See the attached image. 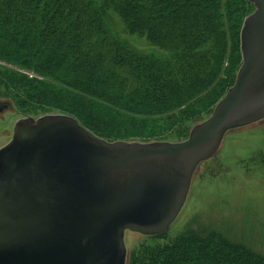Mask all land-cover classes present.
I'll list each match as a JSON object with an SVG mask.
<instances>
[{
    "label": "water",
    "instance_id": "water-1",
    "mask_svg": "<svg viewBox=\"0 0 264 264\" xmlns=\"http://www.w3.org/2000/svg\"><path fill=\"white\" fill-rule=\"evenodd\" d=\"M247 2L235 83L187 140L107 142L66 115L14 124L0 148V264H127L125 231L170 228L225 135L264 121V0Z\"/></svg>",
    "mask_w": 264,
    "mask_h": 264
},
{
    "label": "trees",
    "instance_id": "trees-1",
    "mask_svg": "<svg viewBox=\"0 0 264 264\" xmlns=\"http://www.w3.org/2000/svg\"><path fill=\"white\" fill-rule=\"evenodd\" d=\"M18 5L25 11L34 7L45 13L41 16V26L35 27V36L30 28L11 33L13 40L8 41L7 46L19 44L9 48L16 64L24 65L27 57L33 55L36 44L54 39L66 45L75 63L73 71L83 73L87 66L86 75L98 74L99 79L75 80L70 84L62 83L59 88L56 77L49 75L54 76L52 64L59 62L41 56L32 71L45 79L42 82L46 79L57 82L56 92L77 90L78 94L72 95L106 105L107 114L133 123L140 132L138 136L142 137L139 143L168 142L153 137L155 131L178 127L200 116L203 109H214L235 82L242 63L240 30L251 8L254 9L246 0H7L0 6V16L4 9L12 22L10 27L17 23L28 25V20H20L30 11L18 8L14 15L10 12V8ZM110 11L126 23L128 35L144 38L146 47L137 50L120 41L117 29L112 32L106 24ZM57 17H63L62 21L54 29H48L47 25L53 24ZM79 44L95 54L84 55L83 47L78 49ZM145 48L150 54L141 51ZM106 60L112 67L104 71ZM6 62L12 64L9 60ZM114 70L128 72L123 83L130 82L132 94L126 98L113 96L106 88L108 80L114 77ZM25 83L29 103L35 104L36 99L37 105L48 104L47 93L52 94L49 83ZM43 86L48 89L43 90ZM102 97L107 98L110 105L105 104ZM117 102L119 107H113ZM204 103L206 109L201 107ZM193 107L196 108L194 113ZM61 110L99 139L126 141L98 132L94 127L103 123L99 116L97 123L75 109ZM223 246L226 251L219 246L208 249L199 242L197 245L178 243L163 251L164 256L154 255L151 264H239L235 258L237 252L228 244Z\"/></svg>",
    "mask_w": 264,
    "mask_h": 264
},
{
    "label": "rangeland",
    "instance_id": "rangeland-1",
    "mask_svg": "<svg viewBox=\"0 0 264 264\" xmlns=\"http://www.w3.org/2000/svg\"><path fill=\"white\" fill-rule=\"evenodd\" d=\"M6 2L7 0H0V6ZM18 8L24 12L30 11L20 20H28V25L17 23L14 27H10L12 22L4 14V9H1L0 16V103L9 104L8 109L0 111V148L11 141L12 130L17 121L25 118L37 119L45 115L69 116L61 109H75L87 114L91 122L95 120L98 123L99 116L103 123L97 125L98 128H94L100 133L104 132L111 137L123 138L129 142L141 140L142 137L138 136L140 132L133 123L112 116V113L107 114L106 105L72 95H77V90L69 92L62 89L56 92L57 82L48 79L42 82L45 79L32 71L41 57H46L50 61L59 62L57 65L52 64L54 76L49 74L59 81V88H62V83L70 84L75 80L99 79L98 74L86 75L89 70L87 66L83 73L79 70L73 71L72 65L75 63L66 45L58 44L54 39L45 44H36L32 51L33 57H27L26 63L22 66L16 64V59L9 48L17 47L19 44L7 46L8 41L13 40L11 33L30 28L35 36V27L41 26V16L45 13L34 7L25 11L18 5L16 8H10L12 15ZM253 12L254 9L251 8V14ZM108 16L112 23L106 17V24L112 32H115L114 28L117 29L121 37H118L120 41L137 50L146 47L144 38L127 34L126 23L121 18L111 11ZM62 18L57 17L53 24L47 25L48 29L57 27ZM80 46L84 49V55L88 52L90 57L95 54V51H88L86 46L81 44L78 45V49ZM36 51L39 53L34 54ZM141 51L147 54L151 52L147 51V48ZM14 52L16 53V50ZM104 63V71L111 69L112 64H108L107 60ZM113 73L114 77L108 80L106 88L113 96L126 98L131 95L130 82L123 83L128 72L116 70ZM25 82L45 85L49 83L48 87L52 94L47 93L48 104L37 105L36 99L34 100L36 105L29 103L31 99L26 94L28 87ZM48 87L43 86L42 89L47 90ZM102 99L105 104L110 105L107 98L102 97ZM52 102L54 104L49 106ZM206 106L204 103L201 107L206 109ZM113 107H119L118 102ZM209 109L205 111L203 109L200 116L191 119L188 123L185 122L172 129L166 128L161 132L155 131L153 137L161 141L183 142L188 139L194 126L211 116L213 109ZM117 110L120 114H124L122 109L117 108ZM191 110L193 113L196 112L195 107ZM198 242L208 249L212 247L216 249L219 246L223 251H226V246L223 244H228L237 252L238 257L235 258L239 264H264V121L233 130L225 135L217 153L196 169L184 207L165 233L152 237L130 231L124 233L127 264H151V258L154 255L164 256L165 254L161 253L167 248H172L178 243L197 245Z\"/></svg>",
    "mask_w": 264,
    "mask_h": 264
}]
</instances>
